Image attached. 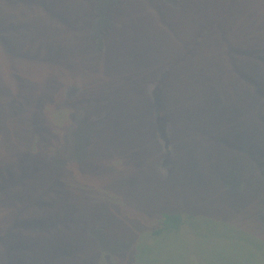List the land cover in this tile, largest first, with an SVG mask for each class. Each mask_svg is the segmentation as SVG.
<instances>
[{
  "label": "rangeland",
  "instance_id": "rangeland-1",
  "mask_svg": "<svg viewBox=\"0 0 264 264\" xmlns=\"http://www.w3.org/2000/svg\"><path fill=\"white\" fill-rule=\"evenodd\" d=\"M262 47L264 0H0V89L30 116L0 122V230L28 216L45 223L34 231L56 227L38 264H206L205 250L253 236L264 221ZM44 102L74 107L47 143L90 144L67 164L41 156ZM231 176L248 192H228ZM163 210L182 212V231L150 240ZM106 243L119 250L103 254ZM8 249L0 264H12Z\"/></svg>",
  "mask_w": 264,
  "mask_h": 264
},
{
  "label": "trees",
  "instance_id": "trees-1",
  "mask_svg": "<svg viewBox=\"0 0 264 264\" xmlns=\"http://www.w3.org/2000/svg\"><path fill=\"white\" fill-rule=\"evenodd\" d=\"M34 1V0H33ZM36 2V1H35ZM25 27H27V23H21ZM30 36V34L27 35V37ZM256 53V50L253 51L252 55ZM264 54V47L258 48V52L256 53L255 62L260 65V68L262 69L264 67V62L262 59L258 56H262ZM159 88H162V85L159 86ZM4 89H0V113H9V118H0V122L5 124L4 120H21V119H28L30 118L29 112L27 110H21L17 104L13 105L14 102H10L6 100V95L8 94V91L2 92ZM50 89L48 91H41V101H44L45 99H50L51 96ZM17 95L20 97L23 96L24 92H16ZM6 100V101H5ZM51 102V101H50ZM6 107V108H5ZM72 107V106H71ZM57 106H52V104L48 102H44L41 105V116L38 115L34 117L36 120L41 119V137L45 139V144L43 147H46L44 152L41 153L48 158L57 160L55 162L56 165L58 164H67L68 161L74 160L73 157L76 154H81V152H85L86 148L90 145L88 144L86 147H83L82 144L79 143H68L65 145H58V142H54L53 139L52 142L46 141L45 132H49L51 136H53L52 131H50V128L53 127L58 128L59 134L62 133L68 124L72 122V117L74 115V107L72 109L67 107H61L62 113L60 114L56 110ZM34 116V115H33ZM32 119V118H31ZM34 120V119H32ZM35 121V120H34ZM261 123H263V119L261 118ZM55 132V131H54ZM80 137H86L87 132L83 129L78 130ZM56 133V132H55ZM57 134V133H56ZM88 139H92V131L90 135L87 136ZM41 142V141H40ZM90 149H93L91 146ZM259 152V151H258ZM63 153L66 156H62ZM263 153L264 152H259ZM63 159L68 160L65 163H61L60 161ZM260 160H258L259 162ZM261 170V171H260ZM258 171V172H257ZM255 174L259 175V177H254L259 182L264 184V169H256L254 171ZM230 184L229 189H227L228 192H233L239 190V193H241V187L244 186V193H247L249 190V183H246L243 185V181L241 182L236 179L235 177L231 176L229 177ZM236 179V180H235ZM240 186V188H239ZM226 191V192H227ZM46 203H43L42 206H46ZM187 210V209H186ZM182 212H178L177 210H163V213H157L156 217L149 221V229L150 233L148 234L149 239L154 240L158 236H164L165 234L172 233L173 231H178V233L182 230L180 228L184 225L185 220L182 219L183 216L181 214ZM45 214V213H44ZM49 214V213H48ZM43 217H47L42 215ZM174 218L176 219V222H174ZM254 220V219H253ZM45 224L44 222H41L40 220L33 219L32 217L28 216V219L26 222L20 224V226L13 227L11 232H5L3 230H0V243L7 246V249L9 251L10 256V262L12 264H38L41 260H46L48 257V253L41 250V241L46 242V236L51 237V240L55 241V233L58 231L56 227L53 226H43L41 227V230L34 231L33 228L35 225H41ZM231 225V223L229 224ZM24 227L25 229H21ZM252 233L253 236H249V238L240 240V243L233 244L232 247L226 248L223 252L216 253L213 250H205L204 256H199L201 258V263L206 264H216V261H219V263L226 261L227 259H231L235 262V264H264V221L257 222L252 226ZM165 239L162 240V242ZM109 242V241H108ZM107 242V243H108ZM55 243L53 242L51 244L47 245L53 250V248H56ZM106 243V244H107ZM104 245L102 246L103 254L105 253H111L116 252L119 250V248H114L113 245ZM238 244V245H237ZM242 245V247L240 246ZM246 246V247H244ZM121 249V248H120ZM143 251L147 252L148 247L142 248ZM152 252V249L150 248V254ZM194 255V254H193ZM187 262L191 260V262H194L195 260L186 258ZM159 260H157L158 262ZM185 262V263H187ZM197 263V260L195 261ZM161 264V261H160ZM198 264V263H197Z\"/></svg>",
  "mask_w": 264,
  "mask_h": 264
}]
</instances>
